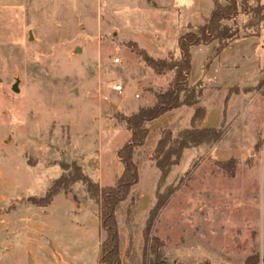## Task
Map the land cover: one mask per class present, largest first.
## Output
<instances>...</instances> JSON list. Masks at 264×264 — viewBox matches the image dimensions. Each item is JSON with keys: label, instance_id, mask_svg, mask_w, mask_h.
Wrapping results in <instances>:
<instances>
[{"label": "rangeland", "instance_id": "1", "mask_svg": "<svg viewBox=\"0 0 264 264\" xmlns=\"http://www.w3.org/2000/svg\"><path fill=\"white\" fill-rule=\"evenodd\" d=\"M172 4L163 14L155 0H25L0 7V264H99V206L82 184L46 207L29 199L45 197L65 173L62 164L77 163L101 186L117 182L123 171L117 151L131 137L121 117L152 105L173 77L156 75L132 45L155 59L176 60L179 38L199 27L188 23L214 9V0ZM248 20L237 18L241 37L219 56L218 42L191 51L190 79L202 82L208 125L224 136L186 150L162 186L177 190L151 231L164 244L157 264H264V28L246 37ZM180 109L151 125L149 141L136 152L137 205L130 214L129 201L117 211L125 264L143 262L160 177L153 150L162 128L177 136L190 124L193 109ZM27 221L37 235L23 231Z\"/></svg>", "mask_w": 264, "mask_h": 264}, {"label": "trees", "instance_id": "2", "mask_svg": "<svg viewBox=\"0 0 264 264\" xmlns=\"http://www.w3.org/2000/svg\"><path fill=\"white\" fill-rule=\"evenodd\" d=\"M248 15L249 20L242 29L246 37H258L264 28V4L262 0H214V9L204 25L196 32L186 33L178 40L181 57L175 59H155L145 50L140 49L134 42V52L141 57L145 64L158 76L172 73V80L164 92H155V104L140 107L130 116H122L130 139L117 151V158L123 165V172L113 186H101L85 174L82 166L77 163L62 164L65 171L55 180L43 198H30L29 201L38 207L51 204L54 197L61 192H68L75 184H82L89 198L99 206L101 231L104 238L100 244L99 264H125L122 258L120 235L117 221V211L123 203L130 202V210L137 205V198L133 195L140 182V169L135 160L136 152L145 146L151 136L150 126L167 117L182 107L193 109L190 127L174 136L169 128L160 130L153 150L152 161L160 171L158 186L155 193L156 203L149 212L144 231V252L142 264H157L162 259L161 248L164 244L151 236L152 228L169 199L177 188L168 186L161 191L162 186L170 175L172 168L181 163L186 150L199 148L204 144H217L223 139L224 132L219 128H206L203 122L207 117V110L201 106L203 94L202 82L190 85L192 71L193 47L210 45L218 42L214 48L215 57L219 56L233 41L241 37V28L236 23L241 15ZM233 21L234 25L228 23ZM150 254L154 260L150 261Z\"/></svg>", "mask_w": 264, "mask_h": 264}, {"label": "crops", "instance_id": "3", "mask_svg": "<svg viewBox=\"0 0 264 264\" xmlns=\"http://www.w3.org/2000/svg\"><path fill=\"white\" fill-rule=\"evenodd\" d=\"M173 1L174 0H171V2H170V0H155V4L157 5V8H156L157 12L159 13L161 11L162 12L161 14H163V12H165L167 8H170V7H172L174 5V4H172ZM24 3H25V0H21V2H19V4L15 3L13 0H4V2L0 5V7H5V6H15V7H17V5L18 6H21ZM161 14H159V15H161ZM207 19H208L207 17H205V18L203 17V19H202L201 22H196L194 24H192L191 22H189L187 26L198 27V26L204 25L206 23V20ZM212 44H210V45H212ZM201 46H205V45H201ZM206 46H209V45H206ZM212 46L214 47L215 45H212ZM214 48H213V52H214ZM193 49H194V47L192 48V50ZM180 57H181V54L178 55V57H177L176 60H179ZM193 82L194 81H192L191 79H189L190 85L195 84ZM204 84H205V87H206L207 85H206L205 82H204ZM155 101L156 100L153 101L152 105L155 104ZM152 105H150V106H152ZM125 106L126 107H131V105H129L127 102L125 103ZM184 108H188V107H184ZM138 110H139V108L136 111H134V113H136ZM180 110H182V109L175 110V112L173 113V115H176L177 112H179ZM192 114H193V111L190 113V116H189L190 117V120H191ZM167 120H168V116H167V118L165 117L162 120L158 121V124L159 125L164 124ZM190 120L188 121V123H190ZM203 126L206 127V128H214V127L208 125L207 118L204 120ZM189 127H190V124L188 126H186L185 128H183V129H187ZM202 146H200L199 148H194V149H200V148H202ZM27 222L29 223V225H27V223H26V227H22L24 229L23 231L26 232L27 234L32 233L33 235H37L38 234V232H37L38 231V227L35 226V225H32L30 221H27ZM22 228L19 231H22ZM128 264H132V263H128Z\"/></svg>", "mask_w": 264, "mask_h": 264}, {"label": "built area", "instance_id": "4", "mask_svg": "<svg viewBox=\"0 0 264 264\" xmlns=\"http://www.w3.org/2000/svg\"><path fill=\"white\" fill-rule=\"evenodd\" d=\"M115 62L119 63V62H120V59H119V58H116V59H115ZM114 89H115L116 91L121 92V91H122V86H121V85H116V86L114 87ZM138 97H139V96L137 95L136 98H138Z\"/></svg>", "mask_w": 264, "mask_h": 264}, {"label": "water", "instance_id": "5", "mask_svg": "<svg viewBox=\"0 0 264 264\" xmlns=\"http://www.w3.org/2000/svg\"><path fill=\"white\" fill-rule=\"evenodd\" d=\"M13 90H14V91H18L16 85H14Z\"/></svg>", "mask_w": 264, "mask_h": 264}]
</instances>
